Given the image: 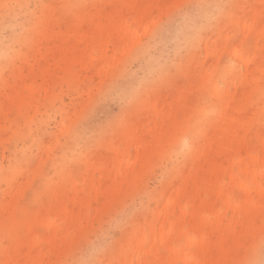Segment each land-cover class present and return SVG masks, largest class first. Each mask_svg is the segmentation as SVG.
<instances>
[{
	"label": "rangeland",
	"instance_id": "374dc122",
	"mask_svg": "<svg viewBox=\"0 0 264 264\" xmlns=\"http://www.w3.org/2000/svg\"><path fill=\"white\" fill-rule=\"evenodd\" d=\"M110 1L0 0V264L264 257V0H122L118 24L91 22L78 58L43 62L30 94L43 35L63 39L70 18ZM14 82L22 104L5 100ZM233 105L262 121L246 152L211 168Z\"/></svg>",
	"mask_w": 264,
	"mask_h": 264
},
{
	"label": "bare ground",
	"instance_id": "6f19581e",
	"mask_svg": "<svg viewBox=\"0 0 264 264\" xmlns=\"http://www.w3.org/2000/svg\"><path fill=\"white\" fill-rule=\"evenodd\" d=\"M214 4V7L220 6L221 0H211ZM22 0H15V4H20ZM131 7L132 5L129 4ZM128 7V5L120 0L118 5L113 4L111 1L105 4L102 3H95L91 7L95 9V12L89 14L88 12L79 14L77 16H73L69 20V30L64 35V38H60V34L58 32H49L48 34L43 35V38L48 44V46H44L43 48H39L33 60H26V66L28 67V81L27 83V90L30 94L39 91L44 83L37 82V75L38 71L42 73L48 72L49 67L42 70L40 65L43 62H47L48 59H51V68L57 67L60 63L69 64L75 57L78 56V48L74 47L76 42H86L89 43L93 40L92 33L88 28V25L93 22L96 25H108L118 24V13L122 7ZM49 10L46 11L44 14V23L49 25L53 22H56L58 19L57 14L54 13L53 7L48 8ZM208 8L203 6L202 9L198 11V17L206 18L208 15ZM13 15L12 13H8V17L11 18ZM197 16L187 20L189 22L186 28H193L194 22L198 18ZM75 28H78L76 30ZM2 48L0 47V50ZM2 51H0V54ZM2 55V54H1ZM78 58V57H77ZM76 58V59H77ZM46 76H43L45 79ZM7 91L5 93V100L6 102H17V104L24 103L23 100V92L18 89L17 83L7 84ZM262 91V88L259 89ZM254 105H256L254 103ZM201 108V107H200ZM226 112V113H225ZM222 114H227L228 119L225 123V128L221 127L222 129L214 132L212 135V146L210 154L207 158L206 165L209 167H213V165L218 161L220 157L224 154H229L230 156H236L237 154L242 152H246L245 149V136L250 133H256L257 130L255 128H251V125H256L260 121H262V113L257 112L256 115L250 116L247 112L241 108L240 106L233 105L230 108L224 110ZM243 142V146L241 149L239 148L240 144ZM251 197V196H250ZM247 264H264V257L261 253H256L250 259Z\"/></svg>",
	"mask_w": 264,
	"mask_h": 264
}]
</instances>
